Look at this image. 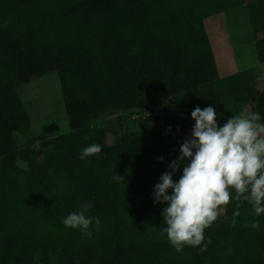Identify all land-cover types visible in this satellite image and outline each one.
<instances>
[{
    "label": "trees",
    "instance_id": "obj_1",
    "mask_svg": "<svg viewBox=\"0 0 264 264\" xmlns=\"http://www.w3.org/2000/svg\"><path fill=\"white\" fill-rule=\"evenodd\" d=\"M240 6L264 63V0H0V95L53 73L67 121L47 139L0 121V264H264V214L259 229L243 226L250 205L219 214L206 251L177 253L151 196L195 107L213 106L218 124L264 115V79L257 89L254 69L219 76L206 31ZM92 143L99 157L78 159ZM85 202L101 220L91 238L61 223Z\"/></svg>",
    "mask_w": 264,
    "mask_h": 264
},
{
    "label": "clouds",
    "instance_id": "obj_2",
    "mask_svg": "<svg viewBox=\"0 0 264 264\" xmlns=\"http://www.w3.org/2000/svg\"><path fill=\"white\" fill-rule=\"evenodd\" d=\"M217 117L213 106H197L191 111L190 136L152 189L153 203L163 205L160 235L177 253L185 247L206 251L211 241L205 230L229 204L234 205V217L239 216L242 205H250L255 218L243 226L260 228L259 217L264 214V115L259 110L241 111L222 124ZM101 151V144L92 143L82 148L78 159L99 157ZM158 160L163 163L164 158ZM177 172L179 178L173 179ZM112 180L120 183L123 177L114 174ZM92 207L91 202L81 204L62 219V225L91 238L90 228L98 232L101 227L99 217L87 215ZM235 222L233 219V225Z\"/></svg>",
    "mask_w": 264,
    "mask_h": 264
},
{
    "label": "rangeland",
    "instance_id": "obj_3",
    "mask_svg": "<svg viewBox=\"0 0 264 264\" xmlns=\"http://www.w3.org/2000/svg\"><path fill=\"white\" fill-rule=\"evenodd\" d=\"M206 31L215 52L219 76L254 69L260 76L257 83V89H260L264 63L257 60L245 6L219 15ZM0 119L6 130L10 129L18 139L31 134L47 139L66 131L67 121L55 74L1 94ZM109 119H100L99 125L106 126ZM107 140L109 143L113 141L111 134L107 135Z\"/></svg>",
    "mask_w": 264,
    "mask_h": 264
},
{
    "label": "crops",
    "instance_id": "obj_4",
    "mask_svg": "<svg viewBox=\"0 0 264 264\" xmlns=\"http://www.w3.org/2000/svg\"><path fill=\"white\" fill-rule=\"evenodd\" d=\"M251 0H244L245 3H249Z\"/></svg>",
    "mask_w": 264,
    "mask_h": 264
}]
</instances>
